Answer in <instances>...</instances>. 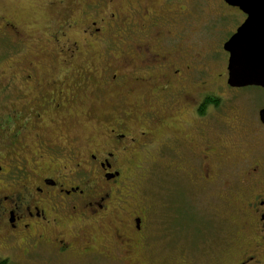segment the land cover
<instances>
[{
  "label": "flooded vegetation",
  "instance_id": "1",
  "mask_svg": "<svg viewBox=\"0 0 264 264\" xmlns=\"http://www.w3.org/2000/svg\"><path fill=\"white\" fill-rule=\"evenodd\" d=\"M225 3L236 10L237 24L229 39L247 15ZM75 4H81L78 17L71 14L72 0H48L53 15L62 11L50 36L40 39L47 46L48 61L34 57L19 63L12 71V94L1 96L0 264H107L118 259L115 251L120 246L131 251L136 244L145 245L147 208L135 207L131 199L139 195L124 190L133 182L129 169L136 154L156 146L167 153L178 150L176 168L195 171L202 179L195 185L207 191L219 185L221 171L240 177L248 168L246 180L239 179L240 189L225 199L233 207L240 201L237 209L243 217L239 231L247 250L241 247L236 264H264V146L244 152L242 160L231 164L225 144L218 143L215 149L218 140L207 139L208 125L215 120L216 127L245 131L237 136L241 141L264 142V104L248 112L232 104L233 99L221 102L223 96L199 78L208 67L202 50L189 44L203 35L200 26L188 28L196 24L190 21L188 0H76ZM199 9L194 8L197 13ZM16 23L9 20L3 26L12 39L22 41ZM224 51L226 88L235 93L243 87L228 84L230 54ZM100 54L103 86L118 91L123 102L126 97L119 91L124 84L147 86L139 91L149 107L140 116L125 111L110 115V123L82 134L73 111L80 97L70 89L80 84L82 74L71 83L45 70L56 72L60 61L83 60L85 73L94 74L97 69L85 61ZM98 93L106 95L102 89ZM158 128L163 129L162 136L154 137ZM197 137L204 141L198 143Z\"/></svg>",
  "mask_w": 264,
  "mask_h": 264
},
{
  "label": "rangeland",
  "instance_id": "2",
  "mask_svg": "<svg viewBox=\"0 0 264 264\" xmlns=\"http://www.w3.org/2000/svg\"><path fill=\"white\" fill-rule=\"evenodd\" d=\"M72 1L74 5L71 14L78 17L81 4H75L76 0ZM186 1L184 0L185 3ZM47 2L48 0H0V100L1 96L7 93L12 94L14 90V86L10 85L14 76L12 71L18 69L19 63H25L34 57L48 61L46 55L48 50H44L47 46L40 39L50 36L49 31L55 29L53 25L56 24L62 11L59 10L56 16L53 15L50 7L46 5ZM187 6L190 21L196 22L188 27L189 30L200 26V33L203 35L202 38L195 39L200 43L195 40L189 43L195 50H202L206 59L204 63L208 68L204 69L203 73H199V78L207 81L209 85L207 88L223 96L220 98L221 102L225 99H233L232 104L248 112L253 106L263 105V87H245L235 93L226 88L227 75L224 74L227 69L228 54L223 49V42L233 33L234 24H237L234 16L236 10L227 6L224 0H188ZM195 6H199V13L194 10ZM9 20L17 22L22 31V41L12 39L9 32L5 30L3 24ZM185 39L189 38L185 37ZM92 48L96 53L95 46ZM223 51L226 56H223L225 55ZM115 54L120 57L119 52ZM103 61L101 54L98 58L85 61L87 66L97 69V73L94 74L89 71L85 73L82 69L83 60H76L70 64L60 61L56 64V72L45 70L48 75L67 77L71 83L75 81L79 73L82 74L79 78L80 84L72 85L70 88L80 97L81 102L72 110L78 116L76 127L82 131V134L99 130L108 122L110 123V115L118 116L125 111L134 116H140V112L149 107L139 91H145L147 86L138 88L137 84L130 83L131 81L124 84L119 91L126 97L124 102L118 100L120 97L118 91L105 88L100 80V75L104 71ZM111 62L115 63L112 57ZM110 65L114 66V64ZM100 89L105 90V97H101L98 93ZM129 118L134 120L133 116ZM214 122H212L213 125ZM213 125H208L210 135L207 139L218 140L214 142L215 149L218 143L225 144V155L231 159L228 163L240 161L242 160L240 155L244 152L264 146L261 140L238 139L239 132L245 133L243 130L236 131L237 128H235L230 131L224 125L223 127L214 125L215 128ZM162 131V128L155 129L153 136L161 137ZM185 131L191 132L190 129ZM201 139L198 138L196 141L200 143ZM160 147L156 146L152 150L136 154V159L129 169L133 182L130 183V188L124 190L125 193H133L134 196L139 195L131 199L135 207L146 206L145 224L149 238L145 245L136 244L135 249L131 251H127L125 245L120 246V250L115 251V257L118 259L107 264H236L241 247L247 250L243 235L239 231L243 217L237 209L240 201H236L238 206L233 207L225 196L240 189L242 185L239 179L246 180L248 168L243 174L242 171L240 172L242 174L240 177L234 176L229 170L221 171L219 185L211 186L207 191L195 185L202 181L198 178L199 175L193 173L195 171L188 168L189 171L186 173L176 168L180 161L178 150L167 153L166 149L164 152L158 149ZM198 148H201V145ZM220 152H222L221 149L218 153ZM169 155L172 157L171 161L168 158ZM182 161L185 163V159ZM168 164L170 167L167 166ZM184 169L183 166L182 170ZM260 178L257 176V179L262 181ZM133 184L135 189H131ZM120 203L123 204V202ZM13 264L32 263L23 261Z\"/></svg>",
  "mask_w": 264,
  "mask_h": 264
},
{
  "label": "water",
  "instance_id": "3",
  "mask_svg": "<svg viewBox=\"0 0 264 264\" xmlns=\"http://www.w3.org/2000/svg\"><path fill=\"white\" fill-rule=\"evenodd\" d=\"M226 2L238 6L247 15L237 32L224 45L230 54L228 83L234 87H264V0Z\"/></svg>",
  "mask_w": 264,
  "mask_h": 264
}]
</instances>
